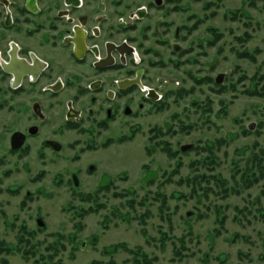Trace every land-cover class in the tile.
<instances>
[{
  "label": "rangeland",
  "instance_id": "374dc122",
  "mask_svg": "<svg viewBox=\"0 0 264 264\" xmlns=\"http://www.w3.org/2000/svg\"><path fill=\"white\" fill-rule=\"evenodd\" d=\"M95 1L128 23L117 39L138 47L149 88L164 81L158 101L41 155L40 144L10 153L7 99L0 264H133L125 250L139 248L152 264H264V0ZM141 7L148 14L131 20ZM244 177L259 181L246 188Z\"/></svg>",
  "mask_w": 264,
  "mask_h": 264
},
{
  "label": "flooded vegetation",
  "instance_id": "af4514ba",
  "mask_svg": "<svg viewBox=\"0 0 264 264\" xmlns=\"http://www.w3.org/2000/svg\"><path fill=\"white\" fill-rule=\"evenodd\" d=\"M114 11L95 0H0V108L12 100L8 111L17 125L8 136L10 153L40 144L41 155L62 154L67 133L93 135L158 101L164 81L147 86L138 47L117 39L118 26L128 23L109 17ZM147 14L141 7L129 18Z\"/></svg>",
  "mask_w": 264,
  "mask_h": 264
},
{
  "label": "trees",
  "instance_id": "16d2710c",
  "mask_svg": "<svg viewBox=\"0 0 264 264\" xmlns=\"http://www.w3.org/2000/svg\"><path fill=\"white\" fill-rule=\"evenodd\" d=\"M245 56H248V54H245ZM251 59L253 60L254 58H251ZM160 107L162 108L163 106H159L158 108L160 109ZM155 133H156L155 136H164L165 135L161 129H157ZM163 145H164L163 150L166 151V153H167V155L169 157L173 158V157L176 156L177 153H173L172 151H170L169 147L166 144H163ZM179 167H180V165H179ZM176 174H178V170H175L170 176L173 177ZM171 180L172 179L170 178V181ZM218 180L220 181L221 179H218ZM243 181L245 183L246 188H250L254 183H257L259 181V179L258 178H255V179L251 180L250 178H245L244 177ZM97 193L86 195L82 200L83 201H87V202H94V201L97 200V197L95 198V196L97 195ZM127 194H121V195H117V196L126 197ZM129 194H133V193L129 191ZM161 199H162V206H161V209L160 210H163L164 211V209L167 206L166 205L167 198L162 195ZM102 208H103V206H98L97 208L91 207L87 211L83 210L82 213L79 214V217L83 219L86 215L91 214V213L99 212V210H101ZM21 242L22 243H20V244H23V241H21ZM118 248L119 247H113V248H111L113 250L112 253H116L118 251ZM11 250L12 249L10 248L8 252H10ZM125 251L128 252L131 256H134V258H135L134 260L135 261L133 262V264H152V262H153L152 260L149 259L148 255L145 254L142 251L141 248H139L137 250H129V249H126ZM91 264H116V263L113 262V261H110L108 263H104V262H100V261H94Z\"/></svg>",
  "mask_w": 264,
  "mask_h": 264
},
{
  "label": "water",
  "instance_id": "95a60500",
  "mask_svg": "<svg viewBox=\"0 0 264 264\" xmlns=\"http://www.w3.org/2000/svg\"><path fill=\"white\" fill-rule=\"evenodd\" d=\"M17 144H18V142L16 141V138L13 137V148H14V149H19V148H20L21 145H17ZM185 149H187V148H184V150H185ZM90 170H91V171L94 170V167H91ZM75 183H76V185H78V182L75 181ZM38 225H39L40 227H43L45 224H44L41 220H39V221H38Z\"/></svg>",
  "mask_w": 264,
  "mask_h": 264
}]
</instances>
